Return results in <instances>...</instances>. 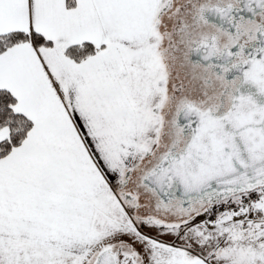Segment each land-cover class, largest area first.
Returning a JSON list of instances; mask_svg holds the SVG:
<instances>
[{
    "label": "snow or ice",
    "instance_id": "snow-or-ice-1",
    "mask_svg": "<svg viewBox=\"0 0 264 264\" xmlns=\"http://www.w3.org/2000/svg\"><path fill=\"white\" fill-rule=\"evenodd\" d=\"M0 264H264V0H0Z\"/></svg>",
    "mask_w": 264,
    "mask_h": 264
}]
</instances>
